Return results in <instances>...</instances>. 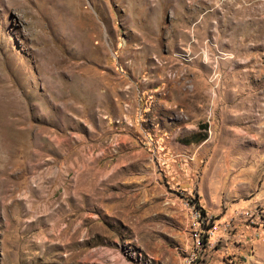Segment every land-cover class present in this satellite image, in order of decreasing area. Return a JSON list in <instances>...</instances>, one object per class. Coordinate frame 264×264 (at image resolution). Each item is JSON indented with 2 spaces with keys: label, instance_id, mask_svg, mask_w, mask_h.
<instances>
[{
  "label": "rangeland",
  "instance_id": "rangeland-1",
  "mask_svg": "<svg viewBox=\"0 0 264 264\" xmlns=\"http://www.w3.org/2000/svg\"><path fill=\"white\" fill-rule=\"evenodd\" d=\"M0 264H264V0H0Z\"/></svg>",
  "mask_w": 264,
  "mask_h": 264
},
{
  "label": "bare ground",
  "instance_id": "bare-ground-1",
  "mask_svg": "<svg viewBox=\"0 0 264 264\" xmlns=\"http://www.w3.org/2000/svg\"><path fill=\"white\" fill-rule=\"evenodd\" d=\"M198 218H201V216L198 214V216H197Z\"/></svg>",
  "mask_w": 264,
  "mask_h": 264
},
{
  "label": "trees",
  "instance_id": "trees-1",
  "mask_svg": "<svg viewBox=\"0 0 264 264\" xmlns=\"http://www.w3.org/2000/svg\"><path fill=\"white\" fill-rule=\"evenodd\" d=\"M201 140H203V138H201Z\"/></svg>",
  "mask_w": 264,
  "mask_h": 264
}]
</instances>
